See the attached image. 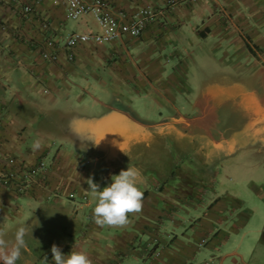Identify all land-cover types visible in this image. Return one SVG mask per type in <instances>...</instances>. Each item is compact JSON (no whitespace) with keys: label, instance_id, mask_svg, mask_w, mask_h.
<instances>
[{"label":"crops","instance_id":"obj_1","mask_svg":"<svg viewBox=\"0 0 264 264\" xmlns=\"http://www.w3.org/2000/svg\"><path fill=\"white\" fill-rule=\"evenodd\" d=\"M101 1L113 15L131 18L148 7L156 16L139 37L67 49L73 33H100L91 14L68 18L65 0H0L4 251L24 227L16 264H54V244L64 255L84 252L91 264H264V220L253 226L255 210L218 186L223 175L205 170L208 154L201 150L194 169L167 150L140 156L174 132L181 147L184 139L204 141L218 153L264 142V122L248 121L263 94L255 80L264 81V57L245 38L264 55V0ZM234 84L252 95L242 126L232 110L222 115ZM230 130L248 138L228 142ZM110 145L120 169L105 163ZM128 166L142 174V211L124 227L98 226L85 181L103 190Z\"/></svg>","mask_w":264,"mask_h":264},{"label":"rangeland","instance_id":"obj_2","mask_svg":"<svg viewBox=\"0 0 264 264\" xmlns=\"http://www.w3.org/2000/svg\"><path fill=\"white\" fill-rule=\"evenodd\" d=\"M228 20L230 21L231 19L228 18ZM231 24L233 25L232 21ZM245 38L247 39L246 42L249 45L250 51L258 60L261 61V58L264 57L262 51L256 46L254 42L250 40L249 37H247V35H245ZM262 65L264 66V61L262 62ZM237 85H241V83H237ZM237 85L234 84L235 87L232 89L234 96H232L230 100H227L226 103L228 106L222 110V115L224 118L229 119V117H227L228 113L225 111L232 110L231 112L235 121V125L242 126L246 121L242 117V114L245 112L243 103L251 100L252 95L246 96V94L240 93V90L244 88H238ZM247 86L250 90H252L254 87V82H247ZM227 122L228 121H226V123ZM117 134L118 131L110 134L112 141L117 137ZM174 134L175 135L172 134L163 138L162 142L156 141L157 144L152 146L148 151L141 153L140 156L144 158L146 154H148V156L155 157L158 155L161 156L164 155V151L167 150L169 151V155L173 157L175 161L180 159L184 162V164L185 162L189 163L190 167L194 169L195 166H199L201 156L200 154L203 155V152L201 151L203 150L209 156L207 163H203L206 168L205 170L209 173L216 172L223 175L220 181L218 180V186L221 184L223 187L237 191L240 194V200L245 202L248 208L255 210L253 226L262 224L264 220V142L259 143L258 139L256 138V143L251 140V142L248 144H240L235 148V151L231 153L233 155H231L227 154V152H213L210 146H208V143H205L204 141L197 142L196 147L194 142L184 139L179 141V143L182 144L181 147L178 145V138L176 137L178 133L174 132ZM140 135L144 138L151 136L145 131ZM240 136L241 135L237 137L235 130H230L227 140L228 142H231L233 140L236 141L238 138L239 140H242L241 142H243V140L248 138V136ZM159 142L164 144H159ZM110 148L112 150L109 152L112 153V155L105 163L106 165L111 166L113 169L115 168L114 170H116V168L120 169V167H117L118 163H116L113 158V154H118L117 146L110 145ZM234 176L236 177L233 178Z\"/></svg>","mask_w":264,"mask_h":264},{"label":"clouds","instance_id":"obj_3","mask_svg":"<svg viewBox=\"0 0 264 264\" xmlns=\"http://www.w3.org/2000/svg\"><path fill=\"white\" fill-rule=\"evenodd\" d=\"M38 148L40 145H34ZM142 174L137 167L121 170L118 175L111 177V183L100 190V186L89 177L86 191L95 202L93 219L98 226L110 228L124 227L129 223V215L142 211L144 192L140 188ZM26 229L21 227L16 234L15 244L7 251V244L0 239V262L2 264H16L20 257V249L26 247L23 237ZM54 264H91V260L84 252L71 251L64 255L55 244L51 247ZM47 260V256L45 257Z\"/></svg>","mask_w":264,"mask_h":264},{"label":"built area","instance_id":"obj_4","mask_svg":"<svg viewBox=\"0 0 264 264\" xmlns=\"http://www.w3.org/2000/svg\"><path fill=\"white\" fill-rule=\"evenodd\" d=\"M65 3L68 18L79 20L85 14H91L101 29L100 33H73L69 35L65 40L67 49H72L79 43H110L120 40L124 35L139 37L156 16V11L148 7L140 10L131 18H127V16L122 14L113 15L107 11L105 3L101 0H93L87 4L80 0H65ZM31 10L32 7L30 5L24 7V13L26 14L30 13ZM43 57L47 60L55 59V56L47 53Z\"/></svg>","mask_w":264,"mask_h":264},{"label":"bare ground","instance_id":"obj_5","mask_svg":"<svg viewBox=\"0 0 264 264\" xmlns=\"http://www.w3.org/2000/svg\"><path fill=\"white\" fill-rule=\"evenodd\" d=\"M255 84L261 90V92L263 94H262V96H260V97L257 96L253 99L252 107L254 106L253 108H255L256 111L253 115H251L248 118V121L249 122L251 121L253 123H256L258 121L264 122V81H262L261 79L260 80L258 79V80H255ZM242 88H244V87H242ZM240 91H241L240 93L250 94V92L245 90V88L241 89ZM255 91L257 92V89Z\"/></svg>","mask_w":264,"mask_h":264}]
</instances>
